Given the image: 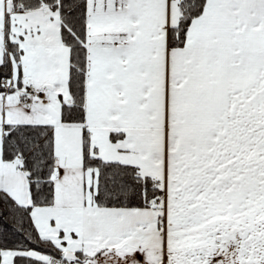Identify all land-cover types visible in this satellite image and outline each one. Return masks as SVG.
I'll return each mask as SVG.
<instances>
[{"label":"snow or ice","instance_id":"obj_1","mask_svg":"<svg viewBox=\"0 0 264 264\" xmlns=\"http://www.w3.org/2000/svg\"><path fill=\"white\" fill-rule=\"evenodd\" d=\"M0 264H264V0H0Z\"/></svg>","mask_w":264,"mask_h":264}]
</instances>
